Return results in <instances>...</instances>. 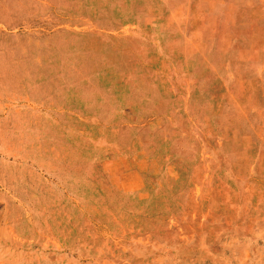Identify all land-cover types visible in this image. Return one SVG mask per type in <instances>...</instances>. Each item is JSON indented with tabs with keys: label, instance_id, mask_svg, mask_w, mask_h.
I'll use <instances>...</instances> for the list:
<instances>
[{
	"label": "rangeland",
	"instance_id": "374dc122",
	"mask_svg": "<svg viewBox=\"0 0 264 264\" xmlns=\"http://www.w3.org/2000/svg\"><path fill=\"white\" fill-rule=\"evenodd\" d=\"M0 264H264V0H0Z\"/></svg>",
	"mask_w": 264,
	"mask_h": 264
}]
</instances>
